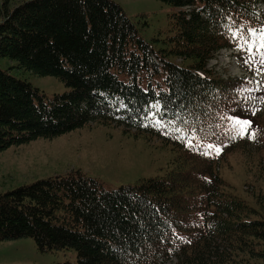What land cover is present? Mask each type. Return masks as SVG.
<instances>
[{"label": "trees", "instance_id": "1", "mask_svg": "<svg viewBox=\"0 0 264 264\" xmlns=\"http://www.w3.org/2000/svg\"><path fill=\"white\" fill-rule=\"evenodd\" d=\"M159 1L178 9L170 48L160 51L111 0L5 8L0 59L56 77L70 91L47 98L0 68V154L92 123L154 135L182 152L166 174L133 187L107 190L71 172L1 195L0 241L74 249V264H264V219L227 191L216 168L241 131L234 114L243 105L256 109L259 101L248 96L261 87L208 68L222 50L245 48L251 29H264V0ZM252 58L264 69V60ZM154 102L167 129L147 125Z\"/></svg>", "mask_w": 264, "mask_h": 264}, {"label": "rangeland", "instance_id": "2", "mask_svg": "<svg viewBox=\"0 0 264 264\" xmlns=\"http://www.w3.org/2000/svg\"><path fill=\"white\" fill-rule=\"evenodd\" d=\"M26 1L31 0H0V24L6 7L12 10ZM111 1L121 6L143 40L156 51L170 48L168 38L176 32L173 15L178 12L177 8L159 0ZM253 42L264 51V30L253 33ZM253 55L264 60V55L259 56L251 47L225 49L209 62L208 68L223 79H249L261 87L260 92L248 96L250 100L255 99L253 104L259 101L256 109L243 105L234 114L250 121L251 126L242 136L241 131L236 130V145L216 163V168L228 186L227 191L245 200L264 219V69L258 68ZM174 61L180 63L181 59ZM0 68L38 88L47 98L70 91L58 78L27 71L9 58L0 59ZM147 124L164 127L157 119ZM237 129L241 130L240 126ZM127 131L130 132L116 124L92 123L54 139H38L3 151L0 154V196L71 172L98 180L107 190H117L163 176L174 167L181 149L177 151L176 146L154 135H136L134 129ZM77 258L74 249L41 252L32 238L0 241V264H74ZM168 264H177V261Z\"/></svg>", "mask_w": 264, "mask_h": 264}, {"label": "snow or ice", "instance_id": "3", "mask_svg": "<svg viewBox=\"0 0 264 264\" xmlns=\"http://www.w3.org/2000/svg\"><path fill=\"white\" fill-rule=\"evenodd\" d=\"M235 123L238 124L240 126V128H241V132H240V135L241 136L244 134V132L246 131V129L251 126V122L250 121H246V120H243L242 121V120L237 119L235 121Z\"/></svg>", "mask_w": 264, "mask_h": 264}]
</instances>
